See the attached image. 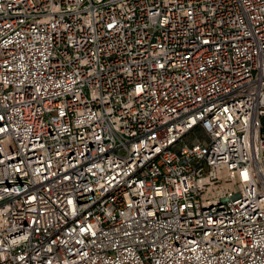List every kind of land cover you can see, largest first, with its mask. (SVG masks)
I'll use <instances>...</instances> for the list:
<instances>
[{
  "label": "built area",
  "instance_id": "1",
  "mask_svg": "<svg viewBox=\"0 0 264 264\" xmlns=\"http://www.w3.org/2000/svg\"><path fill=\"white\" fill-rule=\"evenodd\" d=\"M0 264H264V0H0Z\"/></svg>",
  "mask_w": 264,
  "mask_h": 264
},
{
  "label": "rangeland",
  "instance_id": "2",
  "mask_svg": "<svg viewBox=\"0 0 264 264\" xmlns=\"http://www.w3.org/2000/svg\"><path fill=\"white\" fill-rule=\"evenodd\" d=\"M219 175H222V174H221V171H220ZM224 179H225V177L223 176V180H224Z\"/></svg>",
  "mask_w": 264,
  "mask_h": 264
}]
</instances>
